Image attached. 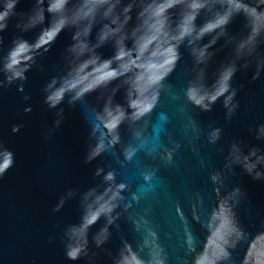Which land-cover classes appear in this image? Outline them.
I'll return each instance as SVG.
<instances>
[{
	"label": "water",
	"instance_id": "95a60500",
	"mask_svg": "<svg viewBox=\"0 0 264 264\" xmlns=\"http://www.w3.org/2000/svg\"><path fill=\"white\" fill-rule=\"evenodd\" d=\"M0 264H264V0H0Z\"/></svg>",
	"mask_w": 264,
	"mask_h": 264
}]
</instances>
